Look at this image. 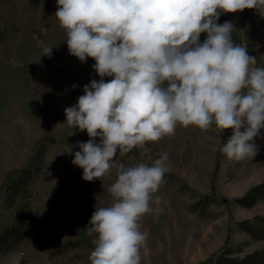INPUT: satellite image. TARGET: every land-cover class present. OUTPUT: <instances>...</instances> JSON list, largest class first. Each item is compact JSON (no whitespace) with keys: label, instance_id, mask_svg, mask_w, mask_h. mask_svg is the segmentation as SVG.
Wrapping results in <instances>:
<instances>
[{"label":"clouds","instance_id":"clouds-1","mask_svg":"<svg viewBox=\"0 0 264 264\" xmlns=\"http://www.w3.org/2000/svg\"><path fill=\"white\" fill-rule=\"evenodd\" d=\"M245 10L264 16V0H58L55 17L69 53L81 62L94 59L101 77L64 110L66 124L90 137L78 142L72 163L89 182L117 171L108 189L113 203L97 207L86 229L98 237L91 264H141L148 233L140 221L163 210L162 197L154 194L165 182L167 153L151 165L125 166L115 159L118 151L146 153L147 144L175 135L178 125L206 132L214 124L232 131L221 147L229 159L257 156L264 67L247 47L234 44L233 22L218 23L221 13ZM52 49L44 46L43 56Z\"/></svg>","mask_w":264,"mask_h":264},{"label":"rangeland","instance_id":"rangeland-1","mask_svg":"<svg viewBox=\"0 0 264 264\" xmlns=\"http://www.w3.org/2000/svg\"><path fill=\"white\" fill-rule=\"evenodd\" d=\"M20 11L21 7L17 6V12ZM225 14L228 21L239 28L241 45L253 53L256 66L261 67L264 64V16L256 10ZM94 64L92 58L86 67L76 59H70L67 64L60 95L52 99L49 110L55 136L71 131L77 142L89 141L86 131L66 124L64 110L77 105L85 85L101 79ZM51 68L50 64L44 67L46 75ZM104 79L107 82L111 77ZM42 133L41 119L24 117L17 103L0 115V184L6 171L24 164L27 153ZM231 135V130L220 132L214 124L206 132L195 126L178 125L175 135L150 143L146 153L142 150L129 158L116 159L125 166H134L151 165L162 153L169 157L165 182L154 194L162 197L163 210L158 215L146 214L140 221V230L148 233L146 246L140 251L141 264H212L207 262L226 243L237 250L241 248L239 255L264 248V242L252 241L236 228L238 221L264 216V202L252 208L233 202L251 187L264 183V129L254 141L259 146L257 156L242 161L229 159L221 152ZM97 141L101 142L99 136ZM44 158L45 165L32 195L31 232L13 252L0 253V264H91L89 257L94 249L86 242L94 245L98 237L95 233L89 235L86 229L97 207L113 203L108 189L117 179L116 168L101 179L89 182L82 178L83 169L72 163L61 144L51 146ZM204 196L226 202L200 204L199 210H193L192 205ZM2 202L0 199V215L7 217L11 210ZM77 240L83 241L81 246L54 254L61 245Z\"/></svg>","mask_w":264,"mask_h":264},{"label":"trees","instance_id":"trees-1","mask_svg":"<svg viewBox=\"0 0 264 264\" xmlns=\"http://www.w3.org/2000/svg\"><path fill=\"white\" fill-rule=\"evenodd\" d=\"M17 6L21 7L20 13L17 12ZM57 7L58 0H0V115L7 113L17 103L24 117L30 120L41 119L43 127L42 135L27 153L24 164L20 168L6 171L0 184V199L11 210L7 217L0 215L2 254L13 252L31 232L34 215L32 195L36 179L43 171L44 157L49 148L56 143L61 144L71 161L74 154L80 151L73 132L64 131L55 136L49 110L53 105L52 99L60 95L70 59H76L86 67L91 58L87 62H81L69 53L66 31L59 26L55 17ZM225 21H228L227 16L221 13L218 23ZM234 28L233 42L241 45L239 28L235 25ZM206 36L201 34V42ZM40 40L42 43L39 44ZM44 46L53 47L50 56H43ZM248 53L250 56L253 54L249 49ZM48 64L52 68L50 74L46 75L44 67ZM145 147L149 149L150 143ZM142 150L144 149L134 148L123 156L118 151L115 159H126ZM214 202L219 204L226 200L204 196L192 208L199 210L200 204L208 206ZM233 202L243 208H252L264 202V183L251 187ZM236 228L252 241L264 242V216L238 221ZM82 243V240L66 242L54 254H63ZM86 243L94 249L95 245ZM240 253L241 248L237 250L226 243L207 263L264 264V248L245 255H239Z\"/></svg>","mask_w":264,"mask_h":264}]
</instances>
